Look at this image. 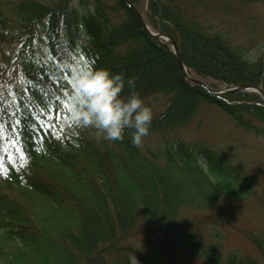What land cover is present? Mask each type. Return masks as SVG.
<instances>
[{
    "label": "trees",
    "instance_id": "16d2710c",
    "mask_svg": "<svg viewBox=\"0 0 264 264\" xmlns=\"http://www.w3.org/2000/svg\"><path fill=\"white\" fill-rule=\"evenodd\" d=\"M129 2L148 29L175 41L191 78L211 89L240 84L264 92V49L251 53L226 22L264 0ZM72 56L122 73V96L138 92L152 110L147 101H156L139 146L132 129L104 141L66 126L71 73L64 65L75 63ZM207 105L240 134L264 138L258 95L216 98L186 81L124 0H0V264H135L133 256L159 264L160 249L199 264H264L261 231L242 233L259 259L225 252L223 229L234 213L214 208L222 199L242 211L254 198L263 204L264 188L254 196L249 178L211 145L183 141Z\"/></svg>",
    "mask_w": 264,
    "mask_h": 264
},
{
    "label": "rangeland",
    "instance_id": "374dc122",
    "mask_svg": "<svg viewBox=\"0 0 264 264\" xmlns=\"http://www.w3.org/2000/svg\"><path fill=\"white\" fill-rule=\"evenodd\" d=\"M237 15L238 17L235 19L226 20L227 24L237 28L236 33L233 32V36L238 38L237 41L250 48L251 53L258 54V51L264 49V7L246 6L241 8ZM220 86L218 85V87ZM70 93L71 91L69 95ZM147 103L153 106L152 113H154L157 110L154 104L156 101L148 100ZM144 104L147 105L146 102ZM200 109L192 125L184 132L183 141L186 144L211 145L219 155H223L227 159L238 175L240 173L249 178L246 183L255 196L264 188V138L240 134L213 106H202ZM73 127L82 129L89 137L95 139L94 129ZM156 145H158L156 142L147 143L151 149H155ZM0 192L6 193V190L0 186ZM257 198L246 202L247 206L243 211L242 204L237 202L231 204L225 199L219 201L214 207L216 210L233 209L234 217L230 220V224L223 229L226 240L223 243V249L226 253L238 252L244 257L259 259L258 251L242 236V233L248 231L264 233V203H259ZM134 240L144 241L140 235L136 236ZM143 244L147 254L153 252L150 244L146 242ZM177 252H172L170 255L172 257L167 258L160 249L157 251L159 264H199L194 257Z\"/></svg>",
    "mask_w": 264,
    "mask_h": 264
},
{
    "label": "clouds",
    "instance_id": "9594fccd",
    "mask_svg": "<svg viewBox=\"0 0 264 264\" xmlns=\"http://www.w3.org/2000/svg\"><path fill=\"white\" fill-rule=\"evenodd\" d=\"M64 67L71 73L67 119L77 127L94 129L97 140H122L125 129H132L131 142L139 146L149 132L153 113L138 92L121 95L125 87L123 74H112L106 68ZM127 82L133 84L131 79ZM133 260L138 264L135 256Z\"/></svg>",
    "mask_w": 264,
    "mask_h": 264
},
{
    "label": "water",
    "instance_id": "95a60500",
    "mask_svg": "<svg viewBox=\"0 0 264 264\" xmlns=\"http://www.w3.org/2000/svg\"><path fill=\"white\" fill-rule=\"evenodd\" d=\"M126 6L128 9H130L132 11V13L136 16V18L140 21L142 29H144V31L146 32V34L151 38H153L154 40L158 41L161 45H165L163 42L162 38H167L168 40H170L171 42V47L168 49L171 51L172 55L174 56L175 60H177L180 70L182 71L185 80L188 81L189 83L193 84L194 86H199L201 88H203L205 91H207L211 96L213 97H221V96H226L228 94H232V93H236L239 91H243L246 93H254L256 95L259 96L260 99H262L263 103H264V92L261 89V87H255L252 85H224L221 87H218L217 89H211L209 87H207V85H205V83H203L201 80L198 79H194L191 78L190 76H188L187 71L185 70V67H183V64L181 62V60L179 59V55H178V49L176 48V44L175 41L173 39H171L168 35L166 34H157V33H153L150 29L147 28V26L145 25L144 20L141 17V14L137 11L136 8L133 7V5L129 2V0H124ZM166 46V45H165Z\"/></svg>",
    "mask_w": 264,
    "mask_h": 264
},
{
    "label": "snow or ice",
    "instance_id": "6c2138e0",
    "mask_svg": "<svg viewBox=\"0 0 264 264\" xmlns=\"http://www.w3.org/2000/svg\"><path fill=\"white\" fill-rule=\"evenodd\" d=\"M72 61H75V63L74 64H69V65H79V66H81V67H93V65H94V62H88V61H86V60H84L83 59V57H81L80 59H77L76 58V56H72L71 58H70ZM69 83H70V85H71V79H70V81H69ZM69 94L68 93H65V96L67 97ZM57 100H59V97H57ZM64 107L67 109V112H68V105H67V102H66V100H65V102H64ZM67 115H66V117H65V124H66V126L69 128V129H71L73 126H75L72 122H70L68 119H67ZM51 120V117H49V121ZM16 123H20V121H16ZM41 127L42 128H47L48 126L47 125H44V124H41ZM56 139L57 140H59V139H61V137L59 136V135H57L56 136Z\"/></svg>",
    "mask_w": 264,
    "mask_h": 264
},
{
    "label": "bare ground",
    "instance_id": "6f19581e",
    "mask_svg": "<svg viewBox=\"0 0 264 264\" xmlns=\"http://www.w3.org/2000/svg\"><path fill=\"white\" fill-rule=\"evenodd\" d=\"M162 39H163L164 44L170 48L171 47L170 40H168L167 38H162Z\"/></svg>",
    "mask_w": 264,
    "mask_h": 264
}]
</instances>
